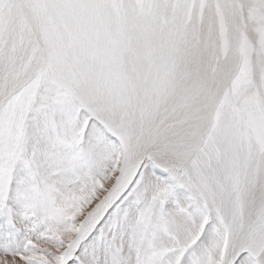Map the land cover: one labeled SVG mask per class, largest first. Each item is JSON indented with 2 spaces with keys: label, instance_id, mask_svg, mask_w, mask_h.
I'll list each match as a JSON object with an SVG mask.
<instances>
[{
  "label": "snow or ice",
  "instance_id": "1",
  "mask_svg": "<svg viewBox=\"0 0 264 264\" xmlns=\"http://www.w3.org/2000/svg\"><path fill=\"white\" fill-rule=\"evenodd\" d=\"M0 264H264V0H0Z\"/></svg>",
  "mask_w": 264,
  "mask_h": 264
}]
</instances>
